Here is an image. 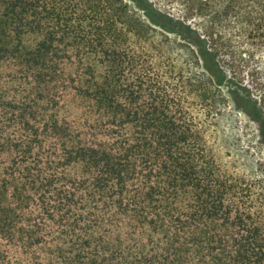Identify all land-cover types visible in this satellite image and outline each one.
Returning <instances> with one entry per match:
<instances>
[{
	"label": "trees",
	"instance_id": "obj_1",
	"mask_svg": "<svg viewBox=\"0 0 264 264\" xmlns=\"http://www.w3.org/2000/svg\"><path fill=\"white\" fill-rule=\"evenodd\" d=\"M225 83L264 122V0H0V264H264Z\"/></svg>",
	"mask_w": 264,
	"mask_h": 264
},
{
	"label": "rangeland",
	"instance_id": "obj_2",
	"mask_svg": "<svg viewBox=\"0 0 264 264\" xmlns=\"http://www.w3.org/2000/svg\"><path fill=\"white\" fill-rule=\"evenodd\" d=\"M138 13L143 15V12L138 10ZM176 29H179L176 26ZM160 29V27H158ZM175 36V34H171ZM225 83L222 85V91L228 100V111L232 113V116L236 119L237 135L240 138L242 148L251 155L252 159L258 163H261L264 169V122L263 120L256 118L257 113L248 104L246 98L247 93L240 89V86ZM232 91V92H230ZM247 109L244 112L242 108Z\"/></svg>",
	"mask_w": 264,
	"mask_h": 264
}]
</instances>
